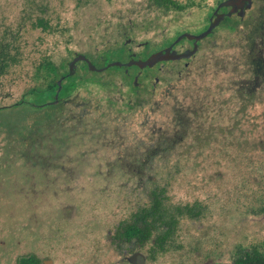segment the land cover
Masks as SVG:
<instances>
[{
    "label": "rangeland",
    "instance_id": "1",
    "mask_svg": "<svg viewBox=\"0 0 264 264\" xmlns=\"http://www.w3.org/2000/svg\"><path fill=\"white\" fill-rule=\"evenodd\" d=\"M196 10L165 14L148 0H0V41L23 47L20 66L0 79V114L36 84L42 58L60 72L77 55L103 67L100 57H114L108 51L125 34L144 44L134 51H146L180 25L191 27ZM38 19L57 31L34 28ZM162 69L156 88L148 70L149 82L134 93L114 71L79 70L78 78L101 85L78 80L56 141L47 139L41 153L0 122V264L30 255L41 264H134L131 256L144 264H229L240 250L264 248V0H253L243 19L224 21L189 67ZM49 156L66 166H51ZM167 182L172 203L198 202L201 216L183 219L156 260L137 244L119 251L114 227Z\"/></svg>",
    "mask_w": 264,
    "mask_h": 264
},
{
    "label": "trees",
    "instance_id": "2",
    "mask_svg": "<svg viewBox=\"0 0 264 264\" xmlns=\"http://www.w3.org/2000/svg\"><path fill=\"white\" fill-rule=\"evenodd\" d=\"M149 1L153 6L168 10L175 7L173 0ZM178 7L176 5V8ZM33 27L42 28L47 33L57 31L45 19H38ZM19 36L20 32L17 31L16 38ZM22 48V45L16 46V41L13 43L3 39L0 41V79L7 76L12 68L20 66L23 61ZM33 78L36 84L25 93L20 102L6 107L0 114V122L7 131L16 135L28 151L41 153L43 141L41 111L45 106L43 104L45 97H51L58 85L57 66L52 60L42 58L36 64ZM72 80L73 78L70 81ZM74 86L72 82L63 84L61 95L72 93ZM19 149L21 150V147ZM26 158L29 156L27 155ZM39 161L41 162L40 158ZM39 165L37 166L44 168L43 162ZM169 193V182L154 185L149 191L148 198L114 227L111 241L119 251L130 250L132 244H137L143 250L147 248L150 260H156L175 242L183 219L201 216L202 211L198 202L173 204ZM17 264H41V260L36 255L23 256L17 260ZM229 264H264V248L255 246L240 250Z\"/></svg>",
    "mask_w": 264,
    "mask_h": 264
},
{
    "label": "flooded vegetation",
    "instance_id": "3",
    "mask_svg": "<svg viewBox=\"0 0 264 264\" xmlns=\"http://www.w3.org/2000/svg\"><path fill=\"white\" fill-rule=\"evenodd\" d=\"M148 3L155 10L165 14H181L188 10L197 9L196 19L198 21H195L191 27L180 25L173 35L155 43L153 47L147 45L148 49H146V51H134L131 45L136 44L138 48H143L144 44L134 40L132 36L125 34L126 39L123 44L108 51L111 55L114 54V57L110 56L107 61L104 59L103 55L100 57L104 62L103 67H98L99 65L94 60L86 57V55L77 54L75 60L79 61L75 64L73 61H70L67 71L60 72L57 66L58 85L51 97H45V102L43 103L45 106L41 111L43 116V141L41 143V152L46 149L47 139L51 138L53 141H56L58 137L56 133H58L59 125H61L62 122L59 115L65 113V104L70 103L72 94L77 91L79 85L78 80H80L81 84L84 82H91L101 85L97 78H89L86 80L78 78L77 73L79 70L93 72L95 74L101 71H114L119 75L122 86L127 87L128 91L131 93L139 92L142 83L147 84L149 82V74L146 73V71L151 70L154 75H157V77L155 76V83L153 84L154 88H156L160 83L158 75L162 73L163 66L168 64L173 65L179 61H183L185 66L189 67L191 60L199 53L203 41L215 37L218 30L223 27L224 21H233L235 17L243 19L245 12L251 10L253 6V0H173V5H175V7L168 10L155 5L153 6L149 0ZM176 5L179 7L176 8ZM203 9L207 11V16L204 19L201 17ZM113 50H115V53H112ZM179 73L181 74V72ZM71 78H73L72 81H70ZM70 82L75 84L72 93L61 95L63 84H68ZM81 117L79 116V119H82ZM75 120L77 123L81 122V120L78 121L77 118ZM62 124L65 125L64 121ZM80 125H83L82 122ZM64 134L67 135L66 132ZM69 137L73 139L74 136L69 135L64 141L67 142L70 139ZM47 150L51 151L49 148ZM57 150L59 149L55 151ZM49 157L52 162L51 166H66V160H59L61 155L56 156L59 159H54L52 156ZM40 160L42 163L43 157H41ZM56 161H58V163Z\"/></svg>",
    "mask_w": 264,
    "mask_h": 264
},
{
    "label": "water",
    "instance_id": "4",
    "mask_svg": "<svg viewBox=\"0 0 264 264\" xmlns=\"http://www.w3.org/2000/svg\"><path fill=\"white\" fill-rule=\"evenodd\" d=\"M135 257H136V256H131V257L129 258V261H130V262H133L134 264H144V260H142L141 262H135ZM46 264H52V261L49 260V261L46 262Z\"/></svg>",
    "mask_w": 264,
    "mask_h": 264
}]
</instances>
